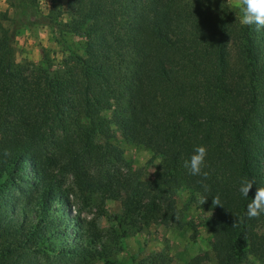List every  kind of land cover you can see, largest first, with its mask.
I'll use <instances>...</instances> for the list:
<instances>
[{
    "label": "trees",
    "instance_id": "1",
    "mask_svg": "<svg viewBox=\"0 0 264 264\" xmlns=\"http://www.w3.org/2000/svg\"><path fill=\"white\" fill-rule=\"evenodd\" d=\"M6 4L12 17L0 11V264H120L96 248V228L70 213L68 195L38 149L56 130L77 138L81 119L88 142L101 138L103 149L61 151L80 189L102 183L80 177L81 158L119 161L108 141L112 129L160 159L153 194L141 183L116 184L125 191L114 217L123 237L155 222L181 227L165 193L183 186L208 196L211 214L202 225L212 231L216 264H242L250 255L264 262V215H245L264 187V30L242 26L226 0H57L46 14L37 0ZM7 22L47 27L62 52L57 69L43 52L37 71L24 75ZM66 36L82 38L80 54ZM198 145L208 149L207 193L201 177L183 167ZM243 177L256 182L248 198L239 192ZM217 195L223 207L213 206ZM139 264L171 263L158 253Z\"/></svg>",
    "mask_w": 264,
    "mask_h": 264
},
{
    "label": "rangeland",
    "instance_id": "2",
    "mask_svg": "<svg viewBox=\"0 0 264 264\" xmlns=\"http://www.w3.org/2000/svg\"><path fill=\"white\" fill-rule=\"evenodd\" d=\"M226 1L236 21L239 22L240 11L232 6V0ZM37 2L40 12L46 14L56 5L57 0H37ZM0 11H7L8 17H12L6 0H0ZM5 28L10 32L14 64L24 72V75L30 77L37 71L43 52H46L50 58L53 70L57 69L62 52L54 43L47 27L17 28L11 22H7ZM66 40L68 43L74 42L79 47L78 54L81 53L80 36H66ZM101 114L109 118L108 111H103ZM81 124L77 138L81 139L82 143L78 142L76 137L65 138L62 132L56 130L52 134L53 137L44 138L39 143L38 149L42 157L47 158L50 163L48 171L51 178L68 195L70 213L79 215L87 226L91 224L99 232L102 245L98 244L96 248L101 250L103 246L108 259L120 264H139L158 253L166 255L171 264H187L192 261L198 264H216L210 248L212 231L202 225L210 216L211 209L207 203L200 206L198 203L200 193L187 187L176 189L170 196L169 193H165V196L173 200L176 209L180 212L181 227L155 222L140 227L125 237L121 235L114 217L122 211L125 191L121 187V189L116 188V184L122 181L141 183L150 194H153V185L160 171V159L142 145L123 140L118 132L112 129L108 141L118 151L119 161L108 156L102 160L88 156L81 158L78 161L81 174L84 172L87 177L89 175L94 182L99 178L102 183L99 185L97 182L93 183L96 187L94 190L80 189V180L77 181L71 169L68 170V165L66 166L68 161L62 157L61 151L70 148L72 151L89 150L92 147L100 152L103 149L101 138L92 137L88 142L89 132L83 128L85 125L83 119ZM85 174L79 176L86 178ZM88 264H102V261L96 258ZM242 264H264V262L250 255Z\"/></svg>",
    "mask_w": 264,
    "mask_h": 264
},
{
    "label": "clouds",
    "instance_id": "3",
    "mask_svg": "<svg viewBox=\"0 0 264 264\" xmlns=\"http://www.w3.org/2000/svg\"><path fill=\"white\" fill-rule=\"evenodd\" d=\"M232 6L240 11L239 23L242 26H254L256 31L264 30V0H232ZM3 155L8 156L10 153L5 150ZM207 155V147L198 145L194 147L190 158L183 161V167L188 170L190 175L201 177L199 183H201L205 193L210 191L209 186L204 183L210 176V172L206 170L209 167L206 161ZM255 183L254 179L241 178L240 194L244 198H248L249 192ZM207 199V195L201 194L198 199L200 206L205 204ZM212 204L213 206L223 207L218 195L213 197ZM245 215L248 219H258L264 215V187L257 188L254 198L247 204Z\"/></svg>",
    "mask_w": 264,
    "mask_h": 264
}]
</instances>
